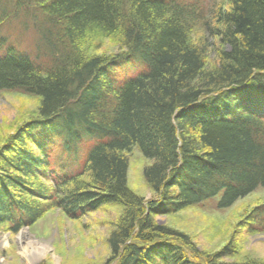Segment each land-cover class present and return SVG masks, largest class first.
I'll return each instance as SVG.
<instances>
[{
  "label": "trees",
  "instance_id": "1",
  "mask_svg": "<svg viewBox=\"0 0 264 264\" xmlns=\"http://www.w3.org/2000/svg\"><path fill=\"white\" fill-rule=\"evenodd\" d=\"M2 91L42 101L0 150L4 231L118 205L106 264H263L223 262L234 241L210 255L157 218L264 188V0H0ZM134 147L149 201L127 188ZM244 223L264 234V203Z\"/></svg>",
  "mask_w": 264,
  "mask_h": 264
},
{
  "label": "rangeland",
  "instance_id": "2",
  "mask_svg": "<svg viewBox=\"0 0 264 264\" xmlns=\"http://www.w3.org/2000/svg\"><path fill=\"white\" fill-rule=\"evenodd\" d=\"M25 18L20 17L16 22L31 26L32 22ZM17 30L18 40V37L21 39L19 33L27 34L29 29L18 26ZM31 34L22 37L24 47L32 46V38L37 41L36 35ZM100 44L105 45L102 46L104 50L112 47V51H117L112 40ZM210 60L213 67L214 58ZM41 102L39 97L17 91L0 92V150L7 146L24 122L38 115ZM210 111L214 112L213 107ZM128 156L127 188L138 198L154 199L156 193L144 178V171L153 164L152 161L137 147ZM218 200H207L175 214L160 215L157 222L188 235L201 251L210 255L230 251L234 241L233 252L223 262L257 260L264 264V234H250L243 225L250 212L264 203V188L238 199L228 209L219 210ZM121 214L122 207L109 205L73 220L63 211L53 209L16 234L0 227V264H106L112 257L108 239ZM23 249L28 251L27 256L22 254Z\"/></svg>",
  "mask_w": 264,
  "mask_h": 264
},
{
  "label": "bare ground",
  "instance_id": "3",
  "mask_svg": "<svg viewBox=\"0 0 264 264\" xmlns=\"http://www.w3.org/2000/svg\"><path fill=\"white\" fill-rule=\"evenodd\" d=\"M22 236L23 235H21L20 238H22ZM42 248H44V247H42ZM22 254H24L25 256H27L28 255V251L26 249H23L22 250Z\"/></svg>",
  "mask_w": 264,
  "mask_h": 264
}]
</instances>
